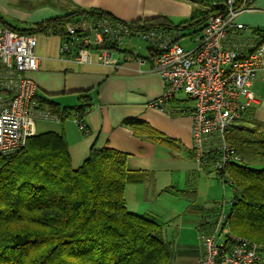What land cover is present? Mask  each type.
I'll return each mask as SVG.
<instances>
[{
	"label": "trees",
	"instance_id": "trees-1",
	"mask_svg": "<svg viewBox=\"0 0 264 264\" xmlns=\"http://www.w3.org/2000/svg\"><path fill=\"white\" fill-rule=\"evenodd\" d=\"M223 1H194L204 9H195L178 24L166 16L125 23L138 31L192 39L208 18L226 12L220 5ZM45 3L50 2L34 6ZM25 4L34 7L31 1H20ZM86 18L114 19L97 9L69 7L60 16L18 28L5 23L0 14L2 25L19 34L56 37L64 36L67 23ZM254 31L264 36V29ZM75 94L76 106H62L41 96L38 102L60 122L72 117L86 128L90 92ZM181 103L173 107L179 114ZM252 118L249 112L226 135L240 161L218 175L234 198L222 225L264 251V167L258 168L264 165V125ZM123 125L150 141L163 140L144 122L127 119ZM126 160L125 154L114 149L92 146L86 160L73 168L66 139L55 132L35 134L21 150L0 154V264H170L172 253L160 238V222L126 208ZM210 211L213 216L218 212L214 207Z\"/></svg>",
	"mask_w": 264,
	"mask_h": 264
},
{
	"label": "built area",
	"instance_id": "built-area-1",
	"mask_svg": "<svg viewBox=\"0 0 264 264\" xmlns=\"http://www.w3.org/2000/svg\"><path fill=\"white\" fill-rule=\"evenodd\" d=\"M252 3L253 0H241L238 5L237 0L221 2L226 12L207 19L191 51L179 44L186 38L173 33L138 31L116 19L86 18L65 25L58 53L62 59L80 66L96 63L112 69H117L125 59L150 60L151 71L164 83L163 94L150 106L163 111L165 103L182 102L180 115L191 121L193 162L199 171L219 175L227 165L240 161L226 142V135L247 118L256 104L253 84L257 80L264 84V36L237 21L240 14L252 9ZM135 40L146 44L148 54L144 58L132 45ZM36 46L35 34H19L0 26V154L3 155L24 148L35 135L37 121H58L38 102L37 86L31 78L40 63ZM181 93L184 100L176 98ZM170 113L179 114L174 108ZM74 122L86 134L84 124L77 119ZM216 210L213 232L199 236L202 253L195 264H264V258L257 253L258 246L229 237L227 229L222 231L224 204Z\"/></svg>",
	"mask_w": 264,
	"mask_h": 264
},
{
	"label": "crops",
	"instance_id": "crops-1",
	"mask_svg": "<svg viewBox=\"0 0 264 264\" xmlns=\"http://www.w3.org/2000/svg\"><path fill=\"white\" fill-rule=\"evenodd\" d=\"M20 1L0 0V14L17 15L26 20L42 22L60 16L65 11L56 3L39 6H34V3L31 6L38 8L28 12L33 7L27 4L22 6ZM63 1L70 7L97 9L118 21L129 23L166 16L172 23L178 24L188 19L195 9H204L194 3L201 0H61ZM49 6L54 7V10ZM237 21L252 30L264 29V0H253L252 9L240 14ZM54 37L56 36L44 35L45 41L52 42L51 48L45 52L46 55L36 54L35 49L40 63L31 78L37 86L38 96L62 106H76L78 100L75 93L89 91L90 108L84 120L87 132L83 134L71 117L62 122L37 121L35 134H62L68 144L73 168H78L86 160L92 146L96 149H114L125 154L129 179L124 198L126 208L132 213L156 217L158 197L175 194L173 190L177 185H174L173 167L177 169L180 163L183 165L180 177L185 175L183 189L193 196L195 185L189 181L193 167V160L190 159L191 121L185 115L170 113L174 107L173 102L165 103L162 106L163 111L150 106L164 91L162 79L151 71L150 60L123 59L117 69L96 63L80 66L60 57L59 37L52 41ZM139 56L144 58L142 54ZM253 93L256 104L250 111L252 119L264 125V84L260 80L253 84ZM127 119L148 124L163 140L153 142L137 135L123 125V121ZM178 192L181 193V190ZM191 207L202 218L198 231L200 234L208 233L213 226V220L203 215L209 208L194 203ZM166 243L169 245V242ZM177 253L181 259H191L194 261L192 264H195L202 251L200 247L185 248ZM174 258L172 253V260Z\"/></svg>",
	"mask_w": 264,
	"mask_h": 264
},
{
	"label": "rangeland",
	"instance_id": "rangeland-1",
	"mask_svg": "<svg viewBox=\"0 0 264 264\" xmlns=\"http://www.w3.org/2000/svg\"><path fill=\"white\" fill-rule=\"evenodd\" d=\"M52 4L56 3L57 6L62 7L61 9L67 10L69 9V5H66V3L61 0H48ZM46 2V0H31V3H41ZM42 5V4H41ZM50 9L54 10L52 6H49ZM38 8V7H36ZM29 9L28 12H32L34 9ZM28 15H31V13H27ZM3 18V21L7 24H10L12 26L21 28L30 26L33 24H36L38 21H31L30 19L26 20L23 19V17H18L17 15L9 16V15H1ZM25 18V16H24ZM33 22V23H32ZM0 26H2V22L0 21ZM49 37V36H47ZM56 37L52 39V41H55ZM197 40V37H192V39L186 38L183 41H179L180 46L187 51H191L195 45ZM51 41H45L44 35L38 34L37 35V47H36V54L43 56L46 55V51L51 48ZM130 45V43H129ZM132 45L136 46V51L143 56H147V49L146 44L143 43L140 40L133 41ZM177 99H185L184 94H178L176 96ZM241 125V123H239ZM191 159V157H190ZM192 161V159H191ZM193 167L192 171H190V177L189 181L193 182L195 185V193L192 196V194L184 191V176L180 177L182 172L181 169L183 168V165L180 163L177 167H173V177L175 180V184L177 187L173 190L175 192L174 195H161L157 198H154L157 200L156 206H157V215H155L156 219L160 222L162 225V230L160 233V238L166 242H169L170 251L174 254L175 258L170 261V264H192L193 260H187V259H181L178 256V251L185 249V248H198L200 247V232L198 231V226L201 221V216L197 215L196 212L192 208V204L202 206L204 208L211 209L214 207L217 209V206H222L224 204V210H228L229 204H233L234 198L232 197V190L229 187L228 184L224 183L221 177L218 175H215L213 173L206 172H199L196 164L192 161L191 162ZM228 166V165H227ZM226 166V167H227ZM263 166H258V168H262ZM181 178V179H180ZM225 178L227 176L225 175ZM179 180V183H178ZM174 182V181H173ZM181 190V193L178 192ZM208 209V210H209ZM206 210L204 212V217L209 216L211 221L215 220L217 217L216 215L213 216V213L210 211L207 214ZM217 211V210H216ZM211 230L207 234H211L214 230V227L212 226L210 228ZM227 229L229 232V237H238L242 238L244 240H247L256 246H258L259 250L257 251L258 254H260L264 258V251L260 250L259 245L256 243L245 239L243 237L237 236L233 234L229 228H226L224 226L225 230ZM218 243H221L223 240H217ZM177 257V258H176Z\"/></svg>",
	"mask_w": 264,
	"mask_h": 264
},
{
	"label": "bare ground",
	"instance_id": "bare-ground-1",
	"mask_svg": "<svg viewBox=\"0 0 264 264\" xmlns=\"http://www.w3.org/2000/svg\"><path fill=\"white\" fill-rule=\"evenodd\" d=\"M36 37H37V35H36ZM37 47V46H36ZM203 172H206V171H203ZM209 173V172H208Z\"/></svg>",
	"mask_w": 264,
	"mask_h": 264
}]
</instances>
